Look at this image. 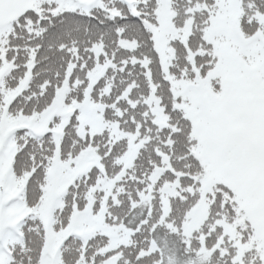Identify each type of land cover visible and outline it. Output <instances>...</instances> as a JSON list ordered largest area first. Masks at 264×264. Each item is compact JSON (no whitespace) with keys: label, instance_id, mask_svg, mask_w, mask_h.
<instances>
[{"label":"snow or ice","instance_id":"1","mask_svg":"<svg viewBox=\"0 0 264 264\" xmlns=\"http://www.w3.org/2000/svg\"><path fill=\"white\" fill-rule=\"evenodd\" d=\"M0 264H264V0H0Z\"/></svg>","mask_w":264,"mask_h":264}]
</instances>
